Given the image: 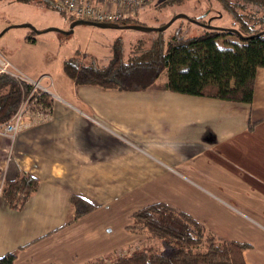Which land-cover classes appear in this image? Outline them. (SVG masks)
Wrapping results in <instances>:
<instances>
[{
	"label": "crops",
	"instance_id": "1",
	"mask_svg": "<svg viewBox=\"0 0 264 264\" xmlns=\"http://www.w3.org/2000/svg\"><path fill=\"white\" fill-rule=\"evenodd\" d=\"M29 79L49 89L51 104L29 111L14 137L0 134V170L7 180L32 175L39 187L23 210L0 200V256L15 252L14 264L108 260L134 236L131 214L163 201L218 239L248 243L246 264H264V68L251 103ZM74 195L97 216L74 219Z\"/></svg>",
	"mask_w": 264,
	"mask_h": 264
},
{
	"label": "trees",
	"instance_id": "2",
	"mask_svg": "<svg viewBox=\"0 0 264 264\" xmlns=\"http://www.w3.org/2000/svg\"><path fill=\"white\" fill-rule=\"evenodd\" d=\"M47 1L54 5L51 0ZM187 1L190 0H166V3L184 8ZM203 1L207 8L199 15L187 14L202 23L233 27L240 33L199 25L202 31L196 35L185 34V29L179 26L168 38L164 34L166 30L157 31L150 41L140 38L129 47L119 38L105 64H98L95 56L78 50L65 62L64 72L77 85L96 84L131 91L161 88L251 103L257 71L264 68V33H261L264 30V0ZM215 1L226 11L223 16L219 11L215 13L218 15L210 14ZM181 12L186 13L187 10ZM217 18L228 20L230 24H218L215 22ZM117 23L145 24L137 17ZM87 56L91 59L87 60ZM164 71L167 72V81L159 83L157 79ZM32 88L33 85L26 81L0 73V124L8 121L25 100L33 104L35 110L40 104H51L50 93L32 92ZM38 187L36 177L19 174L12 180H6L3 198L10 208L20 210ZM72 201L74 219L98 208L77 195ZM130 217L126 227L129 231L158 238L169 245V250L164 253L144 249L113 264H246L244 251L249 247L248 243L224 241L208 235L204 225L170 203L148 204L136 209ZM16 258L15 252H7L0 256V264H14Z\"/></svg>",
	"mask_w": 264,
	"mask_h": 264
},
{
	"label": "rangeland",
	"instance_id": "3",
	"mask_svg": "<svg viewBox=\"0 0 264 264\" xmlns=\"http://www.w3.org/2000/svg\"><path fill=\"white\" fill-rule=\"evenodd\" d=\"M206 8V3L203 0L187 1L184 8L170 6L166 3V0H153L143 11L138 12L136 17L147 26L157 27L167 23L174 14L181 11L187 10L186 13L189 15L197 16ZM211 8L213 11L210 14L218 15L215 13L219 11L223 16V13H226L217 1L212 3ZM219 19L217 18L215 22L230 24V22H227L228 20ZM69 21L68 16H65L60 9L47 0H0V55L11 61L14 69L17 70L15 72L24 77L30 78L31 76L39 80L44 74H48L50 77L58 79L67 76L63 69L64 64L78 50L80 52L84 51L92 57L95 56L98 59V64H105L112 54V47L117 39L121 38L124 40L126 47H129L131 43L140 38L150 41L156 36L157 32L103 28L91 24H79L75 26L71 34L55 30L46 31L50 27L67 30L71 23ZM25 24H32L44 32L37 33L24 26ZM179 26L185 29L187 35H196L202 31L199 24L180 18L166 29L165 36L168 38ZM91 56H87L86 59L90 60ZM166 74L167 72L164 75ZM46 81L47 79H43L44 84ZM49 81L51 82V80ZM45 85L51 88V83ZM202 191L205 194L200 193L201 195L213 198L208 191L206 192L203 189ZM93 213L91 218L97 216V212L94 211ZM94 229V227H90L84 230V238L87 242L95 239L92 234ZM133 234L134 236L131 234L132 238L128 244L117 249L115 255H111L108 260H104L102 263L113 264L123 257L144 249L152 252L163 251L164 253L169 250V245L158 238L148 237L146 233L135 232ZM207 234L212 235L209 231ZM99 263L101 262L91 264Z\"/></svg>",
	"mask_w": 264,
	"mask_h": 264
},
{
	"label": "built area",
	"instance_id": "4",
	"mask_svg": "<svg viewBox=\"0 0 264 264\" xmlns=\"http://www.w3.org/2000/svg\"><path fill=\"white\" fill-rule=\"evenodd\" d=\"M68 18L87 19L97 22H114L134 18L136 14L143 11L153 0H51ZM11 61L0 55V73H8L16 78L33 85L32 92L45 91L49 89L41 85L40 81L29 79L16 73ZM49 93V92H48ZM47 106L40 104L35 110L33 104L28 100L22 102L16 113L6 122L0 124V134L14 137L23 128L25 118L29 111H45ZM42 116L41 113H36ZM6 174L0 170V200L6 184Z\"/></svg>",
	"mask_w": 264,
	"mask_h": 264
},
{
	"label": "water",
	"instance_id": "5",
	"mask_svg": "<svg viewBox=\"0 0 264 264\" xmlns=\"http://www.w3.org/2000/svg\"><path fill=\"white\" fill-rule=\"evenodd\" d=\"M180 18L188 19L189 21H191L193 23H196V24H199V25L204 26V27H211V28H215L216 27V28L228 29V30H230L232 32L240 33V31L238 29L233 28V27H222V26H215V25H212V24L202 23L199 20L190 17L187 13H184V12H179V13L175 14L167 23H165L163 25H160V26H157V27L147 26L145 24H127V25H121L119 23H114V22H97V21L87 20V19H74L69 24V28L67 30H62V29L57 28V27H50L46 31L55 30V31L63 32L65 34H71V33H73V30H74L75 26H77L79 24H82V25L83 24H91V25H96V26L103 27V28L136 29V30H141V31H146V32L165 31L176 20H178ZM24 26H27V27L31 28L33 31H35L37 33L44 32V31H40L39 29H37L32 24H25ZM261 33H264V30Z\"/></svg>",
	"mask_w": 264,
	"mask_h": 264
}]
</instances>
